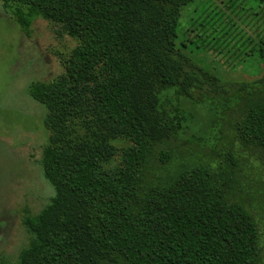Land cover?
I'll return each mask as SVG.
<instances>
[{
  "label": "trees",
  "instance_id": "trees-1",
  "mask_svg": "<svg viewBox=\"0 0 264 264\" xmlns=\"http://www.w3.org/2000/svg\"><path fill=\"white\" fill-rule=\"evenodd\" d=\"M195 1L0 0L26 38L41 20L76 43L61 74L26 90L44 109L41 169L54 197L24 220L31 242L16 264L260 263L264 179L244 186L238 151L257 152L264 177V74L228 96L199 57L209 41L180 42ZM258 54L264 68V33Z\"/></svg>",
  "mask_w": 264,
  "mask_h": 264
},
{
  "label": "rangeland",
  "instance_id": "rangeland-1",
  "mask_svg": "<svg viewBox=\"0 0 264 264\" xmlns=\"http://www.w3.org/2000/svg\"><path fill=\"white\" fill-rule=\"evenodd\" d=\"M31 30L30 38L23 36L0 4V264H16L20 253L31 242L24 220L38 215L54 197V189L44 179L41 169L42 150L48 140L42 124L44 109L27 96V87L32 82L49 81L61 74L58 58L67 55L76 45L67 37L55 36L52 27L44 21H35ZM263 33L264 4L258 0H198L184 9L178 35L180 42L193 40L197 35L209 41L199 57H205L220 72L225 91L231 96L234 87L229 84L251 82L264 74L258 54ZM191 51L196 56L197 51ZM205 95L209 100L214 97L213 92L211 95L195 93L194 97ZM205 108L200 106L194 110L201 118ZM226 115L222 130L224 135L231 136L228 123L232 121L230 114ZM202 121L206 124V117ZM174 145L190 148L181 142ZM226 150L222 143L217 147L220 154ZM238 153L245 177L242 182L251 189L256 186L251 176L264 179L257 167L262 166L260 155L251 150L242 152L240 148ZM251 166L255 170L248 172ZM252 192L256 196L258 189ZM255 212L259 264H264V206Z\"/></svg>",
  "mask_w": 264,
  "mask_h": 264
}]
</instances>
